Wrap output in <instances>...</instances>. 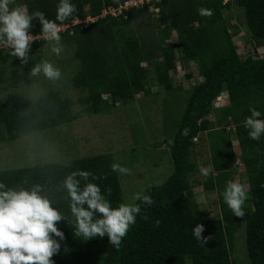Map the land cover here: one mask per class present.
Instances as JSON below:
<instances>
[{
  "label": "trees",
  "instance_id": "16d2710c",
  "mask_svg": "<svg viewBox=\"0 0 264 264\" xmlns=\"http://www.w3.org/2000/svg\"><path fill=\"white\" fill-rule=\"evenodd\" d=\"M127 1L24 0L28 17L15 20L19 32L8 30L6 37L16 43L0 49V71L16 55L28 58L27 66L11 69L0 81L5 93L0 144L44 133L80 115L109 112L117 102L152 93L153 81L160 90L172 91L168 60L178 52L184 64L197 63L201 80L178 122L173 172L148 187L125 216L112 153L0 170V264H238L232 252L244 224L250 264H264V56L237 52L224 15L233 7L243 11L256 50L264 45V0H151L124 7ZM5 2L0 0V6ZM4 11L8 15L9 8ZM147 18L157 39L150 44L132 25ZM66 24L56 38L45 37ZM172 33L176 40L168 44ZM24 35L43 37L26 43ZM53 41L72 50L68 61L75 70L65 76L64 86L82 93L74 98L49 87L32 98L18 92L30 67L44 63L42 43ZM162 44L170 52L159 58ZM223 93L228 104L217 108ZM216 127L220 134L210 133L216 136L209 144L212 168L200 183L214 191L207 206L196 203L190 179L196 169L194 138L202 140V132ZM233 137L249 192L233 174L239 156Z\"/></svg>",
  "mask_w": 264,
  "mask_h": 264
},
{
  "label": "rangeland",
  "instance_id": "374dc122",
  "mask_svg": "<svg viewBox=\"0 0 264 264\" xmlns=\"http://www.w3.org/2000/svg\"><path fill=\"white\" fill-rule=\"evenodd\" d=\"M150 1L136 0V4L132 1L125 6L133 3L136 6H141L143 2ZM5 6L7 9L9 8L8 15L4 11ZM151 10L154 13L158 12V9L152 5ZM111 11L115 10L111 9ZM105 13L103 11V14ZM224 15L228 20L229 31L238 47L237 52L243 57L255 54L264 56V45L254 50L255 42H250V34L246 30L243 11L238 7H233L231 10H224ZM27 17L28 11L24 0H6L4 7L0 6V49L16 43L14 39L7 40L8 30L16 35L21 27L15 25L16 21L22 22ZM93 20L94 18H87V21ZM78 22L77 20L73 21L74 24ZM132 25L137 33L144 35V39H148L147 43L157 41L155 30H151V18L144 21L139 19ZM67 26V24L61 25L55 31L45 34V37L48 39L56 38V32L65 29ZM41 37L43 36L24 35L23 41L26 43L34 42L40 40ZM2 39L6 41L3 42ZM175 40L176 34L172 33V37L166 42L171 44ZM63 44L65 43L55 41L42 43L45 48L44 63L37 69L30 67L28 77L17 89L18 92L27 94L32 98L49 87L62 89L64 93L74 98L82 93L77 89L64 86V84H68L65 76H69L75 69L69 65L68 61L72 55V50ZM162 45L163 50L161 48L158 51L159 58H164V53L167 56L170 52L166 44ZM27 61L28 58L24 54L14 56L7 65L1 66L0 81L11 69H23L27 66ZM168 61L174 82L172 91L160 90L157 82L153 81L150 83L152 93L146 96L141 93L137 95L135 100L127 103L118 102L109 112L80 116L76 114V119L70 123L57 126L44 133L28 134L1 143L0 170L47 162L68 163L78 157L112 153L119 173L124 215L126 216L135 200L148 187L165 182L173 172L171 146L178 128V122L184 113L192 87L201 80L197 63L184 64L178 52H175V59ZM142 65H145V62ZM189 73H192V77L188 76ZM158 89L160 92L157 91ZM4 95L5 93L0 90V98ZM226 96V93H223L218 97L215 107L226 106L228 104ZM75 110H78L77 107ZM214 117L215 115L212 114L210 120L212 121ZM258 124L259 127H263L261 121ZM212 132L220 134L218 127H216L210 131L202 132V140L198 139L197 141L192 158L196 169L190 178L194 186L193 194L196 203L207 206L214 199V191L206 190L200 183L205 181L206 175L212 168L209 144L212 139L216 138V136L213 138L210 136ZM233 139L231 144L236 155H239L238 141ZM234 167L233 174H235L236 182L242 185L243 191L249 192L240 155L236 157ZM215 215L216 213L212 214V216ZM235 240L232 258L238 264H250L246 252L245 224L239 228Z\"/></svg>",
  "mask_w": 264,
  "mask_h": 264
},
{
  "label": "built area",
  "instance_id": "2783aa9c",
  "mask_svg": "<svg viewBox=\"0 0 264 264\" xmlns=\"http://www.w3.org/2000/svg\"><path fill=\"white\" fill-rule=\"evenodd\" d=\"M132 1H134V3L136 4V0L127 1L125 4H127L128 2H132ZM134 3L131 4V5H134ZM127 6H129V5H127ZM127 6L124 5V7H127ZM119 10H120V9H119ZM105 12H107V11H105ZM109 12H111V13L114 14V15L117 14L116 11H111V9L109 10ZM75 20L79 21L78 19H74L73 21H75ZM56 29H57V28H56Z\"/></svg>",
  "mask_w": 264,
  "mask_h": 264
},
{
  "label": "clouds",
  "instance_id": "9594fccd",
  "mask_svg": "<svg viewBox=\"0 0 264 264\" xmlns=\"http://www.w3.org/2000/svg\"><path fill=\"white\" fill-rule=\"evenodd\" d=\"M57 27H59V26H57ZM57 27H55V28H54V31H55V29H56ZM33 36H34V35H33ZM36 36H37V35H36ZM117 103H118V102H117ZM117 103H116V104H117ZM196 139H197V138L195 137V138H194V141H196V142H197V141H198V139H197V140H196Z\"/></svg>",
  "mask_w": 264,
  "mask_h": 264
}]
</instances>
